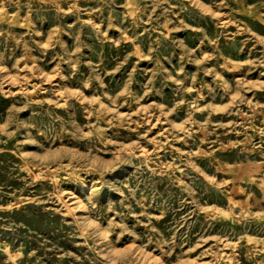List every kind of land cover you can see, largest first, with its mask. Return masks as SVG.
<instances>
[{"label":"rangeland","instance_id":"rangeland-1","mask_svg":"<svg viewBox=\"0 0 264 264\" xmlns=\"http://www.w3.org/2000/svg\"><path fill=\"white\" fill-rule=\"evenodd\" d=\"M0 264H264V0H0Z\"/></svg>","mask_w":264,"mask_h":264}]
</instances>
